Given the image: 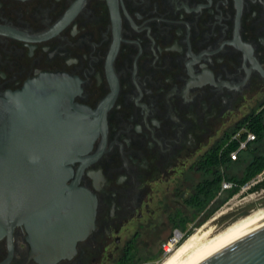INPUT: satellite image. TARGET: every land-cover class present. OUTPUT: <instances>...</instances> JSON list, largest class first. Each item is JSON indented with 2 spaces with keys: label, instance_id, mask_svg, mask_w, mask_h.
Returning a JSON list of instances; mask_svg holds the SVG:
<instances>
[{
  "label": "flooded vegetation",
  "instance_id": "1",
  "mask_svg": "<svg viewBox=\"0 0 264 264\" xmlns=\"http://www.w3.org/2000/svg\"><path fill=\"white\" fill-rule=\"evenodd\" d=\"M263 111L264 0H0V128L47 126L97 200L52 264L162 257L225 204L209 154ZM0 264L47 263L20 224Z\"/></svg>",
  "mask_w": 264,
  "mask_h": 264
},
{
  "label": "water",
  "instance_id": "2",
  "mask_svg": "<svg viewBox=\"0 0 264 264\" xmlns=\"http://www.w3.org/2000/svg\"><path fill=\"white\" fill-rule=\"evenodd\" d=\"M15 118L6 131L0 128V238L12 239L24 224L36 259L52 264L71 256L93 230L96 196L79 185V176L68 183L77 150L51 142L47 126L20 128ZM166 264H264V201L227 218Z\"/></svg>",
  "mask_w": 264,
  "mask_h": 264
},
{
  "label": "trees",
  "instance_id": "3",
  "mask_svg": "<svg viewBox=\"0 0 264 264\" xmlns=\"http://www.w3.org/2000/svg\"><path fill=\"white\" fill-rule=\"evenodd\" d=\"M245 124L249 126L250 130L253 133L256 134V139L253 141V143L249 144L248 149L242 152L240 154V157L237 160H233L230 157V152L237 147V143L233 142L227 146H225V144L228 140V137L230 136V133H232L237 128ZM263 138H264V111L258 114H252V115L247 116L243 121H241L238 125L234 126L231 129V131L227 133V135L225 136V138L223 139L219 148L216 151L210 152L209 159H208V165L210 166V170L214 169L218 173L217 176L215 177V186L211 193V197H216L218 195L219 190L222 187V181L224 179H229V180H233L237 182L238 183L237 186H235L232 189L225 190V193L221 199V202H223L226 198L231 197L236 192H238L241 185H243L248 180L255 177L257 174H259L264 169V154L261 153V154H254L252 156V158L250 159V161L246 164L244 168V173L239 177L236 175H227L226 172L225 173L221 172V169L223 167L227 168L231 163L240 162V160H242V155L246 151L252 148L254 149L256 147L254 145L256 143H260V141H262ZM219 150H221V152ZM258 186H264V181L259 183ZM191 233L192 231H189L188 234L182 238L181 242Z\"/></svg>",
  "mask_w": 264,
  "mask_h": 264
},
{
  "label": "rangeland",
  "instance_id": "4",
  "mask_svg": "<svg viewBox=\"0 0 264 264\" xmlns=\"http://www.w3.org/2000/svg\"><path fill=\"white\" fill-rule=\"evenodd\" d=\"M241 117H243V115H240L238 118L240 119ZM254 146H256L254 149L252 148L246 151L242 155V160H240V162L231 163L225 169V172L227 175H236L238 177L241 176L244 173V168L246 164L250 161V159L252 158L254 154H261V153L264 154V138L262 141H260V143H256ZM261 177H263L262 178L263 180L260 181L259 183L264 181V172L262 173ZM250 180H248L247 182H249ZM259 183L255 185H251V187L245 190L244 192H240V193L238 192L239 194L237 193L235 197H233L234 196L233 195L231 197L226 198L224 200L225 201L224 205L217 204L213 211V214L211 215V218H213V220H211L210 218L211 221L209 220L207 227L213 229L215 226H217L218 224H220L227 218L231 217L235 213L241 210H244L248 207H251L253 205H256L260 202H263L264 201V186H258ZM202 225H204V223L199 224L197 228L192 230V233H194V231H196ZM191 234H189L186 238H188ZM164 256L165 255H162V257L160 258L151 259V264H160L167 255L165 257Z\"/></svg>",
  "mask_w": 264,
  "mask_h": 264
},
{
  "label": "built area",
  "instance_id": "5",
  "mask_svg": "<svg viewBox=\"0 0 264 264\" xmlns=\"http://www.w3.org/2000/svg\"><path fill=\"white\" fill-rule=\"evenodd\" d=\"M255 139H256V134L253 133L250 130L249 126H247L246 124L240 126L235 131L230 133V136L228 137V140H227L225 146H227L233 142L237 143V147L230 152L231 159L237 160L240 157V154L242 152H244L246 149H248L249 144L253 143V141ZM263 172H264V169L262 170V172H260L255 177H253L252 180L241 185L238 192L239 193L244 192L245 190L250 188L251 185H255V184L259 183L260 181H262L263 177H261V175ZM237 185H238V183L233 181V180L224 179L222 181V190H229V189L234 188ZM238 192H236L233 197H235ZM181 240H182V238L179 237L177 232H175L171 239H169L168 241L163 243L164 255L166 256L169 252H171L181 242Z\"/></svg>",
  "mask_w": 264,
  "mask_h": 264
},
{
  "label": "bare ground",
  "instance_id": "6",
  "mask_svg": "<svg viewBox=\"0 0 264 264\" xmlns=\"http://www.w3.org/2000/svg\"><path fill=\"white\" fill-rule=\"evenodd\" d=\"M207 226H208V222L200 226V228L194 231V233H192L188 238H186L184 241L179 243L171 252H169L166 257L164 256L165 258L160 264H166L180 251H182L184 248L189 246L191 243H193L194 241H196L197 239H199L200 237H202L204 234H206L208 231L212 229V228H208Z\"/></svg>",
  "mask_w": 264,
  "mask_h": 264
}]
</instances>
